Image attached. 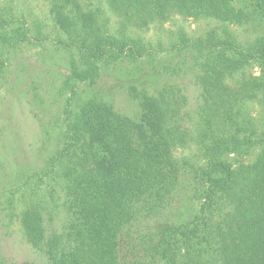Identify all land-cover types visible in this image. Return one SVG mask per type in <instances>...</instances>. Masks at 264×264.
Listing matches in <instances>:
<instances>
[{
  "label": "trees",
  "instance_id": "obj_1",
  "mask_svg": "<svg viewBox=\"0 0 264 264\" xmlns=\"http://www.w3.org/2000/svg\"><path fill=\"white\" fill-rule=\"evenodd\" d=\"M107 1L119 19L120 28L113 31L99 23L97 13L82 16L75 0H49L59 26L70 36L66 47L77 55L64 82L72 93L76 84L94 85L104 67L123 61L143 64L150 52L133 36L132 28L175 14L230 23L249 17L235 8V0ZM252 2V7L264 9V0ZM28 33L16 30L0 39L14 46L30 40ZM172 50L179 56L188 54L206 80L208 97L196 126L205 161L197 170L198 213L187 223L164 225L152 236L121 239L122 229L136 214L156 213L164 204L177 175L170 153L183 143L186 132L176 112L168 114V105L162 111L143 91H136L133 96L142 108L136 127L148 135H140L141 141L135 143L130 126V131L124 129L111 109L90 101L74 117L66 113L60 151L48 162L59 163L52 171L68 178L67 249L58 247L53 232L43 231L40 203L32 201L20 214L26 238L49 264H202L203 256L219 264H264V129L231 122L235 118L224 110L231 105L224 100L227 88L222 80L257 64L259 76L236 82L233 96L244 100L264 92V36L242 47L227 31L220 35L210 30L200 37L180 33ZM256 147L261 151L251 164L226 160L230 155L242 159ZM33 177L24 174L21 181L29 183ZM222 200L234 214L218 222L214 213Z\"/></svg>",
  "mask_w": 264,
  "mask_h": 264
},
{
  "label": "rangeland",
  "instance_id": "obj_2",
  "mask_svg": "<svg viewBox=\"0 0 264 264\" xmlns=\"http://www.w3.org/2000/svg\"><path fill=\"white\" fill-rule=\"evenodd\" d=\"M75 1L82 16L97 13L104 27L112 31L120 28L107 0ZM251 2L235 0V8L249 15L238 23L175 14L140 29L132 28L133 36L150 52L143 64L123 61L104 67L94 85L76 84L72 93L64 82L77 55L66 47L70 36L59 26L49 0H0V38L13 35L16 30L29 32L30 37L14 46L0 39V264H49L44 253L28 241L20 225V214L32 201L43 207L41 222L45 234L53 232L58 247L67 249L71 222L65 193L68 178L52 171L58 169L59 163L48 166V162L60 151L66 113L74 117L90 101L111 109L124 129L129 130L130 126L135 143L141 141L140 135H148L136 127L142 112L139 100L133 96L136 91H143L145 98L162 111L168 105V114L175 111L186 132L183 143L170 153L177 175L164 204L156 213L142 210L136 214L132 224L122 229L121 239L152 236L162 226L187 223L198 213L197 191L201 184L197 170L205 161L196 126L208 97L206 80L193 67L189 55L179 56L172 45L180 33L200 37L210 30L220 35L229 32L242 47L253 44L264 36V9L252 7ZM164 64L169 66L166 71L161 67ZM259 73L258 65L253 64L233 78L222 79L227 88L224 100L228 99L231 105L224 110L235 118L231 122L257 131L264 129V92L240 100L234 98L233 91L237 89L236 82L250 75L258 77ZM260 151L256 147L242 159L230 155L226 160L234 165L238 161L251 164ZM30 173L34 177L29 183L21 181L24 174ZM219 203L214 217L218 222L221 217L228 220L234 214L232 206L226 200ZM201 261L219 264L206 256Z\"/></svg>",
  "mask_w": 264,
  "mask_h": 264
}]
</instances>
